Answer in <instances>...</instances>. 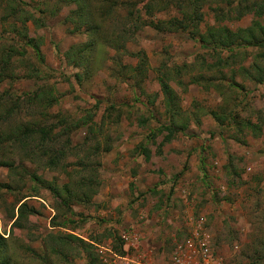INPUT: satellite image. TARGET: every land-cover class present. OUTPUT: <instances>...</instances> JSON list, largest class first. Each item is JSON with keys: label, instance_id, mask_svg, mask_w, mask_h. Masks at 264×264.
Returning <instances> with one entry per match:
<instances>
[{"label": "rangeland", "instance_id": "1", "mask_svg": "<svg viewBox=\"0 0 264 264\" xmlns=\"http://www.w3.org/2000/svg\"><path fill=\"white\" fill-rule=\"evenodd\" d=\"M24 1L25 8L45 22L41 29L31 22L27 28L29 36L41 37L40 50L49 69L47 82L59 94L50 115L76 120L89 113L99 131L96 140L91 134L86 137L88 124L72 134L71 144L78 147L75 152L85 159L80 167L76 166L75 156H67L64 164L70 176L60 170H45L37 162L31 164L18 149L8 153V159L24 162L58 188L64 185L73 188L79 179L91 175L97 182L91 199L70 205L72 214L60 206L59 199L48 189L42 188L36 196L25 198L23 201L35 214L28 218L23 230L13 225L15 218L11 216L13 210L14 214L17 211L14 203L24 193L32 195L30 189L35 186L27 182L12 191L0 188V236L6 240L10 254L15 253L17 264H32L21 251L24 246L40 254L47 242L67 247L65 244L74 241L69 235L93 245L92 264H256L260 258L263 264L264 83L255 84L238 73L234 78L241 86L230 87L227 82L230 71L239 66L255 63L264 67V49L247 48L245 54L234 60L227 52L221 53L220 59L228 61L221 69L226 78L220 80L221 88L208 85L205 89V84L191 85L188 80L200 73L217 75L216 69L200 66L202 60L217 65L216 56L201 49L187 33H161L144 28L135 37L125 38L127 51H141L147 57L148 66L139 88H134V80L125 79L128 75L122 77L119 65L115 64L117 56L121 65L136 66L137 60L120 56L123 49L115 51L100 44L88 55L90 78L78 85L73 74L81 70L67 64L64 55L71 46L85 43L88 34L73 31V25L65 22L70 7L56 10V1L47 0V7L55 10L51 15L38 11L41 0ZM91 1L96 5V0ZM233 1L232 6H236L238 1ZM157 7L159 4L154 9ZM226 7L225 0H204L201 31L214 25L213 9L223 8V13L234 17V12ZM2 13L0 4V54L19 41L9 32L8 24L1 21ZM126 13L125 10L118 13L125 27L129 25L124 19ZM153 14L160 19L171 15L165 10ZM254 18L253 14L245 13L220 25L235 30L250 26ZM116 28L112 21H106L99 32L105 38ZM26 50L27 63L36 66L32 51ZM23 64L14 63L12 71L18 78L4 82L0 91L18 95L43 82L23 79L26 67ZM163 64L172 77L169 84L177 97L175 120L185 126L168 143L161 142L167 134L163 127L169 124L170 113L165 109L156 80ZM181 66L185 68L177 79L173 68ZM109 107H114V112ZM211 110L222 115L230 113L240 120L250 119L260 127L257 137L234 125L220 126L208 113ZM17 121L15 117L12 125ZM54 121L49 119L46 124ZM158 130L161 133L154 136ZM95 143L99 154L88 157L86 150ZM142 148L149 151L148 159ZM8 182L7 170L0 167V184ZM63 250L67 259L55 258L53 254L52 264H89L81 252Z\"/></svg>", "mask_w": 264, "mask_h": 264}, {"label": "trees", "instance_id": "2", "mask_svg": "<svg viewBox=\"0 0 264 264\" xmlns=\"http://www.w3.org/2000/svg\"><path fill=\"white\" fill-rule=\"evenodd\" d=\"M55 1L56 10L61 7L71 8L65 17V22L73 25V31H82L88 34V40L85 43L71 46L64 55L67 64L81 70V72L73 74L78 85L84 79L90 78L91 62L89 54L90 52L93 53L92 49L94 50L100 44L108 46L115 51L123 49V54H120V56H129L137 60L136 66L121 65L119 56L115 57L117 62H114L117 66L119 65L118 72L122 77L123 75H128L125 79L134 80V88H139L148 66L147 57L141 51H127L125 49V38L126 35H129L130 39L133 36L135 37L144 28H151L161 33H187L200 44L201 49H205L211 55L216 56L217 65L208 64L202 60L200 66L201 69L211 71L216 69L217 75L207 76L200 73L192 75L188 80L191 85L205 84V89H208V85L217 88L222 87L220 80L225 79L226 76L221 69H223V64L226 65L228 61L220 59L221 53L227 52L229 58L234 60L240 57V54H245L247 48L264 49V0H252L251 3L247 0H236L238 1L236 6H232L233 0H225L226 10L230 9L235 16L231 17L228 16V13H223L225 11L222 10L223 8L213 9V12L216 13L214 14L215 23L214 25H207L204 31H201L203 22L202 2L204 0H125L121 2L118 0H96V5H93L91 0ZM0 4L3 10L1 21L8 24L9 32L16 36L17 41L19 40L18 44H11L1 51L0 86L7 80L12 81L18 78L17 74L12 71V67L14 63L19 62H24L25 65H23L26 66L23 79L34 81L35 83L38 80L43 81L37 85L35 84L33 89L22 91L18 95L9 92V90L0 91V167L7 170L9 179L8 183L0 184V188L12 191L18 184L27 182H32L33 186H35L30 189L32 195L24 193V196L17 198L14 203V209L17 206V211L14 214L13 210L11 216L15 218L13 225L23 230L26 229L28 218L35 214L34 209L28 207L23 201L25 198L36 196L40 189L45 188L52 191L54 196L59 199L61 207H66L71 212L70 205L72 203L83 202L84 198L86 200L91 199L97 182L91 175L84 180L79 179L75 182L76 186L73 188L68 185L58 188L51 182L43 180L41 176L30 170V167L26 166L24 162H15L13 159H8V153L12 149H18L22 152L24 159L31 162V164L37 162L45 170H60L70 176L64 164L67 156L69 154L75 156L76 166L79 165L80 167L84 165L85 159V157H81L75 152L78 147H74L71 144L72 134L78 127L88 124L86 137L88 138L91 134L92 138L96 140L95 134L99 130H96L97 124L92 121V115L89 113L76 120L65 115H50V110L58 103L59 94H57L55 86L47 82L49 69L44 64V58L40 50L41 37L29 36L27 28V23L31 22L36 29H41L45 26V22L41 17L36 18L32 12L25 8L26 2L24 0H0ZM158 4L159 7L154 9ZM41 6L42 8H40ZM37 7L39 12L46 11L51 15L55 14V10L47 7V0H41ZM121 10L127 12L124 16V19L129 24L127 27L124 26L121 20L119 21L118 13ZM163 10L171 14L167 19L154 17V11L162 12ZM245 13L253 14L255 17L250 26L231 30L224 25H220L224 20L238 19L244 16ZM106 21H112L117 28L113 29L110 36L102 38L99 31L102 28V23ZM26 48L32 51L36 66L27 63L29 60ZM221 66L222 68H220ZM184 68V66L173 68L177 79H180ZM162 70H160L156 80L164 98L165 109L170 114L169 124L163 127V129L167 130V134L161 143H168L175 135V132L184 130L185 126H180V123L175 120L176 115L173 111L176 108L177 97L169 84L172 77L169 75L165 64H163ZM236 73L255 84L264 83V67L255 63H251L247 67L239 66L236 70H231V77L227 82L230 87L237 88L241 86L234 78ZM178 83L181 84L179 80ZM110 109L114 112V107H109ZM208 113L220 126L225 128H232V125H234L240 131H250L255 137L260 131V127L250 119L240 120L238 116L234 117L230 113L229 115L217 114L214 110ZM20 114L23 115L21 118L19 117ZM15 117L18 121L12 125ZM49 119H55V121L47 125L46 123ZM56 129H58L57 133L55 132ZM159 133L161 132L158 130L154 136ZM98 150V143L87 148L88 157L98 155ZM142 154L145 159L149 158V151L146 148H142ZM88 191L92 192V194L88 195ZM69 236L74 241L65 244L67 247L52 241L47 242L49 244L43 246V251L40 254L29 246H24L21 251L27 255V259L32 264H52L50 255L54 254L55 258L67 259L68 255L63 250L67 248L71 251L81 252L89 259V264H92L95 258L92 249L93 245L75 236ZM14 256L15 253L14 255L10 254L6 240L0 236V264H17ZM260 260L261 258L257 260L256 264H260Z\"/></svg>", "mask_w": 264, "mask_h": 264}]
</instances>
